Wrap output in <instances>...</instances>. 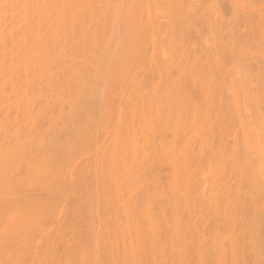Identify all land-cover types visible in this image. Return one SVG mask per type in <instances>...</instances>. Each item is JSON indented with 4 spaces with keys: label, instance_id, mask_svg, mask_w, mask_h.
<instances>
[{
    "label": "bare ground",
    "instance_id": "6f19581e",
    "mask_svg": "<svg viewBox=\"0 0 264 264\" xmlns=\"http://www.w3.org/2000/svg\"><path fill=\"white\" fill-rule=\"evenodd\" d=\"M0 264H264V0H0Z\"/></svg>",
    "mask_w": 264,
    "mask_h": 264
}]
</instances>
